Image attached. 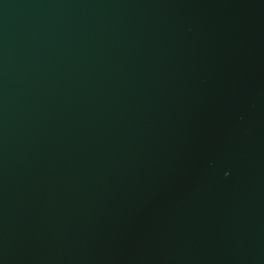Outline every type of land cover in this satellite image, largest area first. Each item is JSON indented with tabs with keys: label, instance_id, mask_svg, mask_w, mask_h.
I'll return each instance as SVG.
<instances>
[{
	"label": "water",
	"instance_id": "water-1",
	"mask_svg": "<svg viewBox=\"0 0 264 264\" xmlns=\"http://www.w3.org/2000/svg\"><path fill=\"white\" fill-rule=\"evenodd\" d=\"M0 264H264V0H0Z\"/></svg>",
	"mask_w": 264,
	"mask_h": 264
}]
</instances>
